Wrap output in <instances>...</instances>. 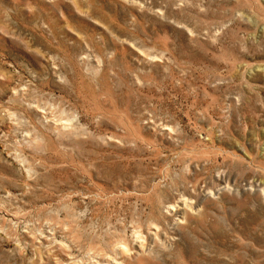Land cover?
Wrapping results in <instances>:
<instances>
[{
  "label": "rangeland",
  "instance_id": "rangeland-1",
  "mask_svg": "<svg viewBox=\"0 0 264 264\" xmlns=\"http://www.w3.org/2000/svg\"><path fill=\"white\" fill-rule=\"evenodd\" d=\"M0 264H264V0H0Z\"/></svg>",
  "mask_w": 264,
  "mask_h": 264
},
{
  "label": "bare ground",
  "instance_id": "bare-ground-1",
  "mask_svg": "<svg viewBox=\"0 0 264 264\" xmlns=\"http://www.w3.org/2000/svg\"><path fill=\"white\" fill-rule=\"evenodd\" d=\"M170 209H174V205H171V208Z\"/></svg>",
  "mask_w": 264,
  "mask_h": 264
}]
</instances>
